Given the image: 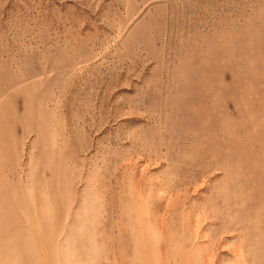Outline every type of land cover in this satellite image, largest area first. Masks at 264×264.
<instances>
[{
    "label": "rangeland",
    "instance_id": "obj_1",
    "mask_svg": "<svg viewBox=\"0 0 264 264\" xmlns=\"http://www.w3.org/2000/svg\"><path fill=\"white\" fill-rule=\"evenodd\" d=\"M0 264H264V0H0Z\"/></svg>",
    "mask_w": 264,
    "mask_h": 264
}]
</instances>
